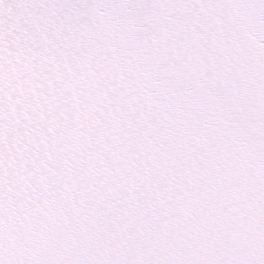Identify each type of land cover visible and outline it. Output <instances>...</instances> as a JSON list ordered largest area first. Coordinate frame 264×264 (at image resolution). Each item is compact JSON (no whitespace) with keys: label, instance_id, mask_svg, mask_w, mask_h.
<instances>
[{"label":"snow or ice","instance_id":"snow-or-ice-1","mask_svg":"<svg viewBox=\"0 0 264 264\" xmlns=\"http://www.w3.org/2000/svg\"><path fill=\"white\" fill-rule=\"evenodd\" d=\"M0 264H264V0H0Z\"/></svg>","mask_w":264,"mask_h":264}]
</instances>
